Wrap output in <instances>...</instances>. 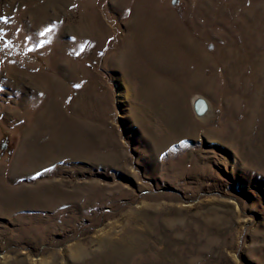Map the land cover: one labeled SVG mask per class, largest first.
I'll return each mask as SVG.
<instances>
[{
    "label": "rangeland",
    "instance_id": "1",
    "mask_svg": "<svg viewBox=\"0 0 264 264\" xmlns=\"http://www.w3.org/2000/svg\"><path fill=\"white\" fill-rule=\"evenodd\" d=\"M0 264H264V0H0Z\"/></svg>",
    "mask_w": 264,
    "mask_h": 264
},
{
    "label": "snow or ice",
    "instance_id": "2",
    "mask_svg": "<svg viewBox=\"0 0 264 264\" xmlns=\"http://www.w3.org/2000/svg\"><path fill=\"white\" fill-rule=\"evenodd\" d=\"M47 32H50V29H45V31L39 33V35H40L41 37H43V36H45V34H46ZM44 43H45V41H44V40H41V41L38 42V44H37L36 46H37V47H42V46L44 45ZM30 50H31V49H30Z\"/></svg>",
    "mask_w": 264,
    "mask_h": 264
},
{
    "label": "bare ground",
    "instance_id": "3",
    "mask_svg": "<svg viewBox=\"0 0 264 264\" xmlns=\"http://www.w3.org/2000/svg\"><path fill=\"white\" fill-rule=\"evenodd\" d=\"M196 103H195V105H197L199 108H200V106H202V104H204L203 103V101H195ZM199 108H198V110H199Z\"/></svg>",
    "mask_w": 264,
    "mask_h": 264
}]
</instances>
